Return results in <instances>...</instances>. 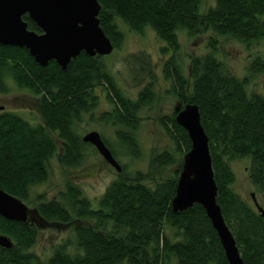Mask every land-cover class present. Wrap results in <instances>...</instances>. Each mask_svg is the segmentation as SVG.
I'll list each match as a JSON object with an SVG mask.
<instances>
[{"label": "trees", "instance_id": "trees-1", "mask_svg": "<svg viewBox=\"0 0 264 264\" xmlns=\"http://www.w3.org/2000/svg\"><path fill=\"white\" fill-rule=\"evenodd\" d=\"M98 1L100 25L114 47L123 39L119 21L137 31L150 27L164 41L161 52L169 55L161 72L168 92L177 98L178 107L188 102L199 107L209 137L216 199L244 264H264V214L234 189L232 167L233 160L246 158L249 180L264 198V95L247 89L250 75L264 74V56L252 57L246 73L239 76L216 55L220 35L246 44L264 38V0H214L205 9L203 0ZM23 18L29 28L41 31L27 13ZM179 30L190 36L211 32L209 49L190 54L187 67L180 54ZM9 78L38 96L41 118L30 121L16 111L0 109V187L23 201H30L31 185L47 179L56 138L61 140L58 161L81 164L90 143L82 141L76 125L85 112L100 105L101 97L110 107L101 110L98 119L116 126L126 153L140 156L133 131L140 122L138 111L156 99L151 81L131 96L117 84L102 55L81 51L61 68L53 59L40 65L25 47L0 43V92L13 90ZM175 113L158 120L175 150L184 154L191 141ZM100 134L117 159L112 142ZM176 161L174 152L164 149L153 156L151 165L156 171ZM119 163L121 171H116L96 206L70 180L59 190L60 200L35 195L36 209L44 218L77 221L73 238L57 243L46 258L30 250L37 236L35 223L0 214V232L12 241L9 247L0 245V264H229L201 204L172 209L180 168L155 180L149 179L148 171H128Z\"/></svg>", "mask_w": 264, "mask_h": 264}, {"label": "rangeland", "instance_id": "rangeland-1", "mask_svg": "<svg viewBox=\"0 0 264 264\" xmlns=\"http://www.w3.org/2000/svg\"><path fill=\"white\" fill-rule=\"evenodd\" d=\"M213 3L214 0H203L202 9ZM119 25L123 31V39L110 53L102 55L105 62L117 84L129 95L135 96L138 90L149 81L153 83L156 93V99L138 111L140 122L133 131V135L138 141L140 156L134 157L126 153L115 134L116 126L106 124L98 119L99 112L110 107V103L103 97H101L102 101L99 106L82 115V120L79 124L77 123L76 127L81 136L91 129H96L102 133L112 142L117 151V159L126 166L128 171L142 169L148 171L147 174L150 173L149 179H164L171 176L175 169L180 168V159L184 155L175 150L174 143L166 135L158 120L161 115L176 111L179 106L177 98L168 92V82L161 72L162 61L169 55V52H161L164 41L150 27L137 31L128 28L121 21H119ZM210 34L211 32L207 31L190 36L184 30L178 31L180 54L186 67L190 54L204 53L209 49L206 42ZM256 54L264 56V38L246 44L231 36H218L216 55L224 60L230 69L239 76L246 73L248 61ZM9 82L12 85L15 84L11 78H9ZM247 89L259 91L264 95V74L250 75ZM0 104L4 105V109L16 111L30 121H41L38 112V96L26 88L15 84L9 93L0 92ZM56 142L58 152L60 151L61 140L56 138ZM164 149L173 151L177 161L155 171V165H151L152 158L157 152ZM57 152L48 160L47 179L31 185L30 201L26 202L29 206V221L35 223L37 227L36 241L30 246V250L42 258L49 256L57 243L73 238L72 226L77 221L62 222L57 219L44 218L36 209L35 195L44 194L46 199L60 200L59 190L63 188L66 181L70 180L78 184L83 193L91 199L92 205L96 206L97 199L107 184L116 176L115 168L107 163L91 144L86 145L85 156L78 166L62 164L57 159ZM247 166L248 160L246 158H238L232 161V167L236 174L233 187L255 207V202L251 196L253 193L255 200L264 208V198L255 191L250 182ZM152 182L149 181L151 184Z\"/></svg>", "mask_w": 264, "mask_h": 264}, {"label": "water", "instance_id": "water-1", "mask_svg": "<svg viewBox=\"0 0 264 264\" xmlns=\"http://www.w3.org/2000/svg\"><path fill=\"white\" fill-rule=\"evenodd\" d=\"M98 0H0V43L25 47L34 60L46 65L55 60L65 68L81 51L86 54L110 53L114 44L100 25ZM41 29L28 27L23 14ZM4 105L0 104V109ZM175 120L182 125L191 141L184 153L175 194L171 199L174 211L193 203L203 206L215 228L229 264H244L234 235L227 225L217 202V185L213 176L209 137L202 125L199 107L188 102L178 107ZM82 141L94 146L98 153L115 168L122 166L96 129L86 131ZM251 196L262 214L264 208ZM29 206L18 196L0 187V214L5 218L27 221ZM11 239L0 232V245L9 247Z\"/></svg>", "mask_w": 264, "mask_h": 264}, {"label": "bare ground", "instance_id": "bare-ground-1", "mask_svg": "<svg viewBox=\"0 0 264 264\" xmlns=\"http://www.w3.org/2000/svg\"><path fill=\"white\" fill-rule=\"evenodd\" d=\"M179 124V123H178ZM182 126V125H181ZM29 219V218H28ZM28 221V220H27Z\"/></svg>", "mask_w": 264, "mask_h": 264}]
</instances>
